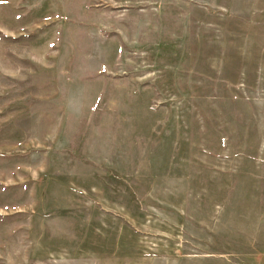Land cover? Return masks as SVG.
I'll return each instance as SVG.
<instances>
[{"label": "rangeland", "instance_id": "374dc122", "mask_svg": "<svg viewBox=\"0 0 264 264\" xmlns=\"http://www.w3.org/2000/svg\"><path fill=\"white\" fill-rule=\"evenodd\" d=\"M261 156L264 0H0V264H264Z\"/></svg>", "mask_w": 264, "mask_h": 264}, {"label": "crops", "instance_id": "0c3cea01", "mask_svg": "<svg viewBox=\"0 0 264 264\" xmlns=\"http://www.w3.org/2000/svg\"><path fill=\"white\" fill-rule=\"evenodd\" d=\"M259 161H261V162H264V157H259V159H258ZM260 167H262V166H260ZM262 173H260V176H259V188H260V193H264V171H261ZM261 223H262V225L264 224V218L263 219H261ZM262 253H264V250H263V252ZM260 253H257V254H252L253 256H258Z\"/></svg>", "mask_w": 264, "mask_h": 264}]
</instances>
